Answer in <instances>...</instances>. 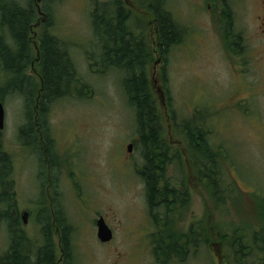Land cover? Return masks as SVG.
Listing matches in <instances>:
<instances>
[{
  "label": "rangeland",
  "instance_id": "374dc122",
  "mask_svg": "<svg viewBox=\"0 0 264 264\" xmlns=\"http://www.w3.org/2000/svg\"><path fill=\"white\" fill-rule=\"evenodd\" d=\"M97 1L112 0L45 3L51 5V32L67 44L81 82L89 86L82 94L79 86L83 84L78 83L77 91L51 105L48 126L53 147L48 153L39 131L36 143L27 146L20 141L19 129L26 121L23 96L0 93L6 111L2 143L12 159L11 174L6 177L11 198L2 211L10 210L18 220L17 236L23 235L25 242L20 247L30 248L32 264H38L35 251L43 245L48 229L55 255L61 259L65 253L62 229L54 225L59 209L69 229L73 264H222L219 257L227 250V234L230 239L243 237L246 245L254 243L248 259L256 258L255 235L264 226V32L262 39L257 34L261 0H227L235 33L245 37L247 51L239 56L232 52L235 37L226 38L221 21L224 0H167V9L183 34L166 59L156 50V25L150 20L154 60L147 70L158 100L163 138L177 155L168 174L177 181V191L186 194L184 203L177 205L174 240L181 247L191 232L199 230L205 237L171 258L154 252L157 227L138 172L144 158L135 147L132 153L127 150L139 138L135 110L123 91L124 73L102 66L103 44L96 38L91 17ZM125 1L134 12L136 31L144 33L150 14L143 0ZM34 7L44 12L42 0ZM36 15L40 19L39 12ZM41 32L42 28L33 33L34 58ZM26 74L40 81L37 63ZM10 80L0 66L1 90ZM192 118L204 126L209 142L221 154L214 186L189 150L184 124ZM101 215L114 231L109 243L97 237ZM11 234L7 222L1 221L0 257L10 248ZM169 236L161 238L168 242ZM231 259L238 264L241 258L233 254Z\"/></svg>",
  "mask_w": 264,
  "mask_h": 264
},
{
  "label": "trees",
  "instance_id": "16d2710c",
  "mask_svg": "<svg viewBox=\"0 0 264 264\" xmlns=\"http://www.w3.org/2000/svg\"><path fill=\"white\" fill-rule=\"evenodd\" d=\"M37 1L41 0L0 1V66L11 76L5 89L0 88V93H3L2 95L19 93L23 96L26 121L19 129L20 141L24 145H32L37 141L36 132L38 134L40 132L41 136L46 139L47 147L44 146V150L48 153L53 147L48 126L51 105L60 98L72 95L73 90L77 91L78 83L84 85L79 86V93L82 94L89 89V86L81 82L67 44L51 32L54 24L51 8H49L51 5L47 7L45 3L54 0H42L46 17L41 26L37 57L34 58L30 38L33 35L32 27L44 18L40 17L37 21L38 16L34 15L37 14V8L34 7ZM223 3L221 21L226 27V38L235 37L236 40L234 39L232 44L236 49L232 52L237 56L243 55L247 51L244 45V34L235 33L231 6L227 0ZM142 4L147 14H150V17H146L149 24L148 27L143 28L144 33L136 31L134 12L127 6L125 0H112L105 3L97 1L91 17L96 38L100 37L103 44L100 55L102 66H107L105 69L113 67L124 73L123 91L128 103L135 110L139 138L134 141V146L144 158V163L138 168V172L146 185L150 216L157 227L156 236L153 238L154 252L157 255L171 258L173 255L183 254L184 251L186 253L189 250V243L193 244L195 240L196 242L201 240L200 237L204 239L205 237L198 230L187 235V241L182 242L181 247H177L178 241L174 240L176 236L174 218L180 212L177 205L184 203L186 194L177 191L175 187L178 186L177 181H174L173 176L168 174L177 155L171 152L169 144L163 138V124L158 100L147 70L148 64L154 60L150 43L152 40V35L149 33L150 20L156 25L154 33L157 41L156 50L164 59L172 47L181 42L183 33L174 15L167 9V0H143ZM143 19L139 17L138 22L144 25ZM131 21L133 24L130 25ZM33 63L39 66V82L26 74L27 68ZM103 72L106 73L107 70ZM164 80H166L165 76ZM3 99L0 96V101ZM172 118H174L173 115ZM184 126L189 150L192 157H196V165L209 183H217L215 175L220 152H217L218 150L211 145L204 126L200 125L198 120L192 118V121L185 122ZM211 164L215 166L211 167ZM11 171L12 159L4 150L0 130V222H7L12 231L10 248L3 257H0V264H32L33 252L30 248L20 247L25 242L23 235L17 236L18 220L14 218L10 210L2 211L3 205L11 198L9 181L6 182ZM54 225L62 229L60 241L65 253H62L61 259H57L55 245L52 242L50 231L46 228L47 233L44 235L43 245L37 246L35 251L36 262L38 264H73L69 229L64 224L62 212L59 209L56 210ZM46 227L49 226L46 225ZM201 232L204 233L203 230ZM166 234L170 235L166 239L171 241H164ZM162 235L164 238H161ZM255 242L264 258V226L261 231L256 232ZM185 244L186 249L183 250L182 247H185ZM256 254L258 255V250ZM219 259L221 260V257Z\"/></svg>",
  "mask_w": 264,
  "mask_h": 264
},
{
  "label": "flooded vegetation",
  "instance_id": "af4514ba",
  "mask_svg": "<svg viewBox=\"0 0 264 264\" xmlns=\"http://www.w3.org/2000/svg\"><path fill=\"white\" fill-rule=\"evenodd\" d=\"M260 7H261V13H259L257 16V34L259 35V39H262V33L264 32V29H262V25L264 27V0H261ZM36 11L39 12L41 17H44V18L41 20L38 19L39 22H37L36 24L33 25V27H32L33 33L35 31L36 32L39 31L42 24L45 22V17H46L45 12H42L40 9H37ZM34 15L36 17V14H34ZM34 35L35 34L31 35V37H30L32 42H34V38H35ZM37 37H38V34L36 33V38ZM263 37H264V35H263ZM226 237H227L226 238L227 250L224 251L223 256L221 257L220 262H222V264H232L231 257H233V254H237L238 256H240L241 259H240V262L238 264H264V258L262 256V253L259 251V249H258V255L256 256V258L248 259V257H250L252 255L251 249H252V245L255 246L254 243L252 245H246L245 243H243V237H238L236 239H230L229 234H227ZM252 238H253V236L251 235V239ZM250 243H251V241H250ZM189 246L191 248L192 243L191 244L189 243ZM190 248H189V250H190ZM256 253H257V250H256ZM161 264H163V263H161Z\"/></svg>",
  "mask_w": 264,
  "mask_h": 264
},
{
  "label": "water",
  "instance_id": "95a60500",
  "mask_svg": "<svg viewBox=\"0 0 264 264\" xmlns=\"http://www.w3.org/2000/svg\"><path fill=\"white\" fill-rule=\"evenodd\" d=\"M5 116L6 111L4 104L0 102V130L2 131L5 126ZM134 149V143H130L127 145L128 152L132 153ZM28 219V212L24 213L23 220L27 222ZM97 237L101 243H109L114 238V231L107 223L104 216H100L97 219Z\"/></svg>",
  "mask_w": 264,
  "mask_h": 264
}]
</instances>
